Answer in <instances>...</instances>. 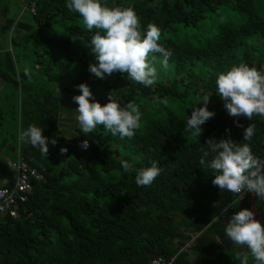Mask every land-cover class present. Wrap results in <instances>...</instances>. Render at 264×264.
Masks as SVG:
<instances>
[{
  "label": "trees",
  "instance_id": "obj_1",
  "mask_svg": "<svg viewBox=\"0 0 264 264\" xmlns=\"http://www.w3.org/2000/svg\"><path fill=\"white\" fill-rule=\"evenodd\" d=\"M31 1L33 13L23 8L26 0H0V185H8L5 160L13 157L20 130L34 124L49 140L59 138L61 98L78 93L62 84L66 79L89 85L101 104L109 92L122 105L136 103L141 127L133 138L121 139L102 125L87 135L77 126L61 146L49 143L53 152L49 148L47 156L21 143L22 157L40 177L31 178L15 216L0 214V264H148L156 257H174L172 264H240L237 253L248 250L227 237V219L249 208L264 224V199L246 193L221 215L238 197L220 192L212 184L215 173L199 159L208 139L229 136L226 128L232 140L249 143L216 94V79L241 63L264 72V0H101L133 8L142 34L148 25L160 29L158 43L172 52V77L151 87L119 72L104 79L92 75L93 33L79 14L68 10L66 0ZM13 3L21 6L18 16L10 15ZM85 45L87 55L80 53ZM155 60L161 63L162 55ZM202 92H212L207 107L214 116L196 137L185 125L193 107L203 104L196 103ZM235 119L244 127L255 124L251 150L264 159V118ZM78 140H87V149L77 148ZM61 147L67 152L61 154ZM122 160L135 169L155 161L163 171L150 187H139Z\"/></svg>",
  "mask_w": 264,
  "mask_h": 264
},
{
  "label": "clouds",
  "instance_id": "obj_2",
  "mask_svg": "<svg viewBox=\"0 0 264 264\" xmlns=\"http://www.w3.org/2000/svg\"><path fill=\"white\" fill-rule=\"evenodd\" d=\"M66 7L70 12L79 14L83 27L92 32L91 51L95 54L96 63H90L88 71L99 79L119 72L127 74L128 78L145 87L153 86L158 80L155 67V54L162 55L161 65L168 67V59L172 55L160 41V29L152 24L141 31V22L135 10L131 7H109L101 0H66ZM96 30V31H93ZM73 40L77 37L72 36ZM151 57V59H150ZM28 74V69H25ZM79 94L72 97L77 107L75 119L78 127L85 135L93 133L102 125L106 133L131 139L141 127V112L139 106L129 101L121 104L109 92L106 103L95 100L89 85H76ZM216 94L224 103L227 114L234 118L236 127L243 128V140L249 143L239 144L230 138L218 141L208 139L205 143L208 150L201 149L199 164L213 170L212 184L220 192L227 191L238 197L231 204L221 209V215H227L229 208L243 200L246 193L255 194L264 199V159L253 154L250 142L255 135V124L244 127L236 117L252 120L253 116L264 118V72L246 63L232 66L228 71L218 74L216 79ZM212 92H202L197 96V102L203 101L199 107H193L188 116L185 131L200 137L202 125L214 116V112L207 107ZM195 103V104H196ZM194 104V105H195ZM21 143H29L47 156L48 144L55 145L57 140H49L42 134L41 127L29 125L18 132ZM88 141H82V148L87 149ZM61 154L67 148L61 147ZM214 153L213 158L206 163V157ZM124 173L135 172V183L139 187H150L163 169L155 161L149 167L135 169L127 160L121 161ZM219 217V216H218ZM227 237L248 251L237 253L236 259L240 264H264V224L256 218L249 208L234 211L227 219L225 227Z\"/></svg>",
  "mask_w": 264,
  "mask_h": 264
},
{
  "label": "built area",
  "instance_id": "obj_3",
  "mask_svg": "<svg viewBox=\"0 0 264 264\" xmlns=\"http://www.w3.org/2000/svg\"><path fill=\"white\" fill-rule=\"evenodd\" d=\"M30 13L34 12V3L31 0H26L23 6ZM75 145L79 149L82 148V141H76ZM5 164L10 171L8 185H0V214L16 215V207L18 202L26 199L30 191L31 178H39L36 168L30 166L22 157L21 142L16 140L14 154L11 159H6ZM4 184V182H2ZM174 257L169 259L156 257L150 259L148 264H172Z\"/></svg>",
  "mask_w": 264,
  "mask_h": 264
},
{
  "label": "rangeland",
  "instance_id": "obj_4",
  "mask_svg": "<svg viewBox=\"0 0 264 264\" xmlns=\"http://www.w3.org/2000/svg\"><path fill=\"white\" fill-rule=\"evenodd\" d=\"M20 2V1H19ZM22 11L21 9V6L17 3H13L12 4V7H11V10H10V15H13V16H18V14H20ZM24 12V11H23ZM22 12V16H26V13ZM211 17V16H209ZM212 18V17H211ZM198 26L194 27V32L196 31ZM183 32L187 33L188 35L191 34V30L189 29V27H183L182 29ZM0 39L2 40V37L0 36ZM4 42V40H3ZM81 52H84L86 55L89 53V49L87 47V45H85V47L80 51ZM94 54V53H92ZM151 59V57H150ZM75 65L77 67V64L75 62ZM155 67L157 68V71H158V80H163V81H166L168 79H170L172 76H171V72H170V69L169 67H167V69H164L161 65V63L159 62L158 63V60H155ZM38 70H35L34 72H37ZM131 83H135V82H132L130 80ZM62 84L64 86H67L69 90H74L76 89L79 93V88L72 85L69 80H65L64 82H62ZM75 93V92H74ZM78 93L76 94H71V93H64L63 94V98H61V103L63 104L62 107H61V110H60V125H59V133L57 135V144L59 146H61L62 144H64V141L65 139L68 138V140H70V136L75 134V130L73 128H77L78 126V122L76 121V119L73 121V120H70V118H75V115H77L76 113V110L75 108L77 107V104L75 101H73L72 97L74 95H78ZM75 106V107H74ZM68 107H74L71 109V111L68 110ZM177 109V107L175 108V110ZM50 148V146H49ZM50 150L53 152V150L50 148ZM3 181H1L2 183Z\"/></svg>",
  "mask_w": 264,
  "mask_h": 264
}]
</instances>
